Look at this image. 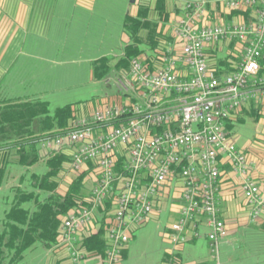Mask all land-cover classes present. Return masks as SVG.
<instances>
[{"label": "built area", "instance_id": "2783aa9c", "mask_svg": "<svg viewBox=\"0 0 264 264\" xmlns=\"http://www.w3.org/2000/svg\"><path fill=\"white\" fill-rule=\"evenodd\" d=\"M207 1H188L186 8L199 17ZM224 1L230 9L252 7L256 18L203 26L181 21L172 28L174 41L159 43L151 56L132 58L130 69L115 77L129 102L104 103L43 137L42 148L69 151L74 170L92 163L97 174L89 205L71 210L60 227L55 247L67 250L71 264L86 261L90 253L82 240L100 227L105 253L92 255L104 264H120L134 229L147 223L171 185L180 201L179 216L166 232L169 242L184 244L205 228L211 254L219 258L229 233L219 198L225 162L243 175L241 192L252 219L263 212L264 175L251 177L248 155L226 124L252 98L264 99V0ZM235 39L242 43V57L219 77L207 48Z\"/></svg>", "mask_w": 264, "mask_h": 264}, {"label": "crops", "instance_id": "0c3cea01", "mask_svg": "<svg viewBox=\"0 0 264 264\" xmlns=\"http://www.w3.org/2000/svg\"><path fill=\"white\" fill-rule=\"evenodd\" d=\"M188 1L134 0V2H131V0H0V29H3L5 50V61L4 58L0 60V67L5 66L3 64L4 62L6 64V70L0 77L4 78V75L7 77L12 67L16 65V59L22 53V49H20V47L22 46V43H24L26 33L31 31V34L40 35L41 27H49L53 24L63 26L73 24L75 25L74 27H76L75 30L77 31L81 24H86L88 22L89 19L87 18V13L89 16L94 15V12L97 11L95 8L99 5L106 7L103 9V12H110V6L114 5L117 7L122 4L123 22L121 29V41L124 43L122 54L124 53L126 45L131 43L130 36L125 31L124 27V22L127 16H141L143 20H150L156 23L155 29L144 28L140 30L141 32L139 34L145 38L150 32L156 33L158 35V45H160L159 43L174 41L172 28L183 20L189 22L191 25L203 26L206 24H235L243 21L249 23L256 18V12H254L252 7L230 9L224 0L207 1L204 5V12L198 17L192 14V10L186 8V2ZM161 6H163L162 9L160 8ZM32 42L34 48L41 49V42L38 41V37L33 39ZM143 47L146 48V51L141 54L151 56L154 53V49L150 48V45L143 44ZM180 49L181 46H179L178 51H180ZM241 53L242 43L236 39L222 40L220 43L208 47L206 51L207 57H209L210 67L221 76H224L234 70V66L242 57ZM122 54L101 56L109 57L110 64L112 65L109 76L102 80L96 79L92 75V63L95 59H97L94 58L91 63V75L93 79L104 82L109 89L111 87L110 82L114 81L115 77L120 76L121 73L130 69H118L115 66L120 61L119 59L122 57ZM261 75L264 77V74ZM1 81H3V79H1ZM1 83L2 82H0V86L3 85V83ZM8 91H10V88L7 83V92ZM14 98L38 99L41 97ZM111 100L114 103L124 104L129 102L131 97L124 92L122 93L118 88L116 93H112ZM97 102V100L96 102H90L91 106H88L87 108H81L78 105H75L73 118L91 114L97 106H101V104ZM93 103H96V105L93 106ZM247 119L251 120L250 126L254 129V132L252 138L245 139L243 138L238 125L240 123H247ZM226 125L231 134L234 136L238 147L244 149L248 155L250 160L251 177L261 178L264 175V99L258 100L256 98H252L250 102L234 112V115L227 120ZM40 148L43 158H41L38 163L27 168L16 165L19 168L21 167L23 173H27L30 168L32 169L37 164L41 163L46 165L45 171L48 170L47 162L45 161L48 158L49 150L42 148L41 145ZM61 152L69 155V151ZM65 164L63 169H65ZM83 169L87 175L85 178L90 179L95 185L97 174L94 171V165L92 163L85 164L81 170ZM221 170V193L219 197L220 213L221 218L224 220L229 231L228 236L224 238L222 242L227 245L225 251L226 254L229 255L227 260L229 262V260L234 258L233 255H230V247H236L232 246V244H235L237 234L242 231L252 232L253 230L264 232V210L256 218V220H254L255 223L252 224L251 218L249 217L250 212L246 206L247 201L241 192V181L243 179V175L235 171L228 162H225L221 166ZM45 171L42 170L41 173ZM32 172L41 174L37 171ZM18 183H15L14 186L18 185ZM179 193L178 188H175L172 185L169 186V189H167L164 196L161 197L156 210L152 214L154 217L158 218L164 212L169 214L168 221L162 231V239L164 243L163 258L156 264H214V261L217 259L219 260V258L211 254V242L208 240L206 235L207 230L205 228H202V234L199 238H192L184 244L173 245L169 242L166 232L168 231V226L171 221L175 220L179 216ZM62 194H65V192ZM3 211L5 212V209H3ZM204 241H207V243ZM130 248L131 246L129 244L126 249V254L122 258L123 261L120 264H124V262L128 259ZM48 250L49 255L47 257L46 264H71V260H69L66 249L58 247ZM85 260L86 261L81 264H100L102 262V260L92 254H89Z\"/></svg>", "mask_w": 264, "mask_h": 264}, {"label": "rangeland", "instance_id": "374dc122", "mask_svg": "<svg viewBox=\"0 0 264 264\" xmlns=\"http://www.w3.org/2000/svg\"><path fill=\"white\" fill-rule=\"evenodd\" d=\"M121 7V12H120ZM105 6H97L94 15H88L86 24H81L76 31L73 24L41 27L40 35L26 33V38L20 49L22 53L16 59V65L12 67L9 75L4 78L0 86V96L14 97H41L48 100L51 110H55L67 103H74L79 107L87 108L90 102L96 100L102 105L112 102V93L118 88L114 81L108 89L104 82L94 80L91 75V63L94 58L103 55H121L124 43L121 41L122 29V4L121 6H110V12H103ZM113 11V12H112ZM98 12V13H97ZM91 14V13H90ZM79 25V24H78ZM38 37L41 49L34 48L33 39ZM4 58V35L0 29V60ZM3 63V62H2ZM0 67V76L6 70ZM1 66V65H0ZM7 83L10 91L7 92ZM103 101V102H102ZM97 102V103H98ZM96 103H93V106ZM247 123L238 125L243 138H252L254 129ZM60 151V150H59ZM56 149L49 150V153ZM17 167V168H16ZM46 170L45 164H37L29 171ZM23 172L21 167L10 165L5 173L4 183L0 189V219L4 216L3 209L8 208V202L13 196L12 189L18 183ZM60 182L57 190L61 193L68 192V186L78 176H87L85 170L76 171L71 166V161L65 164V169L60 171ZM19 184V183H18ZM94 182L84 178V188L91 195ZM250 212V206L246 203ZM167 213H162L159 218L153 215L141 227L134 229L133 238L130 239L131 246L128 259L124 264H156L163 258L164 243L162 231L168 221ZM251 223L252 213L249 214ZM235 244L230 247V255L233 259L227 261L229 255L225 249L227 245L223 242L219 249V260L214 264H264V232L242 231L236 236ZM207 243V241H204ZM49 250L41 243L35 244L26 253L18 264H46ZM188 258V257H187Z\"/></svg>", "mask_w": 264, "mask_h": 264}, {"label": "trees", "instance_id": "16d2710c", "mask_svg": "<svg viewBox=\"0 0 264 264\" xmlns=\"http://www.w3.org/2000/svg\"><path fill=\"white\" fill-rule=\"evenodd\" d=\"M124 27L131 43L126 45L115 66L128 70L132 58L146 51L143 44L150 45L152 49L158 47V35L150 32L145 38L140 36L141 29L156 27V23L143 20L141 16H127ZM260 63L261 74H264V51ZM111 69L109 57L97 58L92 63V75L99 80L108 77ZM75 105L67 103L52 111L49 101L41 98L15 99L0 96V189L10 165L27 168L43 158L40 152L43 137L54 136L59 129L68 127L74 117ZM69 160L70 155L56 150L48 154L45 161L47 171L41 174L28 171L20 175L19 184L12 189L14 192L8 202L9 207H6L0 219V264H18L37 243L47 249H55L64 217L73 209L89 205L84 175L76 177L65 194L57 190L59 173ZM82 246L90 254L104 255L106 245L103 228L83 238ZM125 254L126 250L123 256Z\"/></svg>", "mask_w": 264, "mask_h": 264}, {"label": "water", "instance_id": "95a60500", "mask_svg": "<svg viewBox=\"0 0 264 264\" xmlns=\"http://www.w3.org/2000/svg\"><path fill=\"white\" fill-rule=\"evenodd\" d=\"M131 2H134V0H131Z\"/></svg>", "mask_w": 264, "mask_h": 264}]
</instances>
